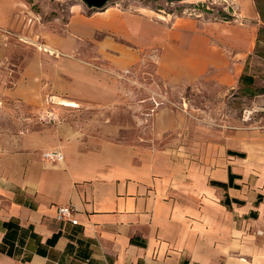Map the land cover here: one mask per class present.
<instances>
[{"label":"crops","instance_id":"obj_1","mask_svg":"<svg viewBox=\"0 0 264 264\" xmlns=\"http://www.w3.org/2000/svg\"><path fill=\"white\" fill-rule=\"evenodd\" d=\"M59 1L0 0V264H264V166L257 177L250 155L188 147L179 99L210 73L248 79L250 0H219L238 15L219 22ZM152 94L164 103L144 112ZM124 111L151 133L127 136ZM62 204L77 224L57 219Z\"/></svg>","mask_w":264,"mask_h":264},{"label":"rangeland","instance_id":"obj_2","mask_svg":"<svg viewBox=\"0 0 264 264\" xmlns=\"http://www.w3.org/2000/svg\"><path fill=\"white\" fill-rule=\"evenodd\" d=\"M71 1L61 0L59 6L67 7V3ZM239 1L241 0H231L234 6H237ZM249 2L257 14L255 22L258 28L256 44L244 61V74L248 79L243 83L226 86L210 73L205 75L198 85L184 90L179 99L187 110L188 126L185 135L188 138L185 144L188 147L219 154L237 151L246 156L250 155L251 165L256 170L254 175L258 177L259 164L264 166V0ZM134 4L149 6L158 12L165 10L190 15L203 21L238 19V15L233 14L232 5H229L232 3H222L219 0H134ZM239 11L241 12L240 9ZM226 14L234 18L226 19ZM152 51L147 55V59L134 66V79H139L142 83L154 80L156 59ZM134 85L135 88L138 86L136 83ZM137 92H140L139 98L146 95L138 88ZM158 97L160 95H157ZM151 106L149 103L143 111L151 112ZM118 118L128 126L124 130L127 136L131 135L130 131L134 132V137L140 135L139 133L145 135L152 131L149 121L142 122L135 116L134 128H129L132 118L125 111L118 114ZM138 121L142 122L140 127L137 125Z\"/></svg>","mask_w":264,"mask_h":264},{"label":"built area","instance_id":"obj_3","mask_svg":"<svg viewBox=\"0 0 264 264\" xmlns=\"http://www.w3.org/2000/svg\"><path fill=\"white\" fill-rule=\"evenodd\" d=\"M227 1V0H225ZM195 11V9H194ZM42 47L50 52L53 53L55 52L52 48H50L49 46H45L42 44ZM41 47V48H42ZM151 101L153 103V107L151 108V112H153L157 107H159L160 105H162L164 103V100L162 99H158L157 95L153 94L151 96ZM43 156L45 159L47 160H62L63 159V154L59 151L56 150H49V151H45L43 153ZM56 217L59 220H69L71 221L73 224H77L78 223V218L76 217V210L75 208L70 205V204H62L59 205L57 207V213H56Z\"/></svg>","mask_w":264,"mask_h":264},{"label":"water","instance_id":"obj_4","mask_svg":"<svg viewBox=\"0 0 264 264\" xmlns=\"http://www.w3.org/2000/svg\"><path fill=\"white\" fill-rule=\"evenodd\" d=\"M91 7H103L109 0H83Z\"/></svg>","mask_w":264,"mask_h":264},{"label":"trees","instance_id":"obj_5","mask_svg":"<svg viewBox=\"0 0 264 264\" xmlns=\"http://www.w3.org/2000/svg\"><path fill=\"white\" fill-rule=\"evenodd\" d=\"M224 16L227 17L226 19H232V18H234V16H232V15H228V14H226V15H224ZM244 82H245V81H244ZM219 185H220V186H224L223 183H219ZM262 200H264V198H262L261 195L258 196V200H257V202H260V201H262ZM225 202H226V203H229V199H228V197L226 198Z\"/></svg>","mask_w":264,"mask_h":264}]
</instances>
